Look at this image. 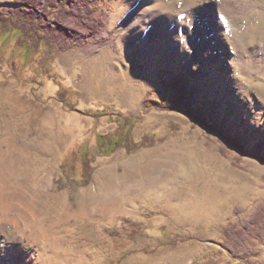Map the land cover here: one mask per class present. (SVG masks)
Returning a JSON list of instances; mask_svg holds the SVG:
<instances>
[{"label": "rangeland", "instance_id": "374dc122", "mask_svg": "<svg viewBox=\"0 0 264 264\" xmlns=\"http://www.w3.org/2000/svg\"><path fill=\"white\" fill-rule=\"evenodd\" d=\"M12 2L0 0V9ZM94 4L107 19L103 46L53 45L26 59L25 42L0 43V85H12L55 128L34 136L31 121L5 111L0 96V198L32 202L33 223L45 231L42 248L14 264H264V238L238 254L224 244L225 229L245 226L264 204V161L249 155L259 150L264 159V76L247 80L237 55L209 60L216 44L201 61L192 60L195 54L177 47L169 27L156 29L147 19L132 24L152 12L183 23L188 12L178 0ZM244 28L241 46L264 48V16L253 13ZM225 34L235 38L233 28ZM174 80L187 90L179 103L188 110L162 108L176 103ZM125 117L134 120L128 139L101 156L96 136L122 137L119 118ZM201 121L236 140L245 154L223 153ZM137 144L143 145L132 150ZM81 146L90 152L86 184ZM95 188L113 189L125 201L102 212Z\"/></svg>", "mask_w": 264, "mask_h": 264}, {"label": "bare ground", "instance_id": "6f19581e", "mask_svg": "<svg viewBox=\"0 0 264 264\" xmlns=\"http://www.w3.org/2000/svg\"><path fill=\"white\" fill-rule=\"evenodd\" d=\"M178 1L182 10L188 12L182 16L183 23H180L178 19L168 22L160 13L152 12L148 16L141 13L138 17H134L132 24L138 25L142 20L147 19L156 29L169 27V33L178 38L177 47L189 46L191 53L195 54V57L188 58L192 60L201 61L203 58L201 53L205 52L210 45L216 44L219 49L207 55L209 60H225L237 55L238 57L234 56L236 60H241L242 65L244 64L247 69L245 74L247 80L255 74L264 76V48H249L247 44L241 46L243 42L241 33L244 26L250 24L253 13H256L258 17L264 16V3L258 0ZM227 28L234 29L235 38H229L225 34ZM234 47L237 48L236 53L231 52ZM137 48L139 49V46ZM176 51V48H173L171 54ZM244 88L243 85L241 89L247 91V88ZM0 96L4 97L2 103L5 111L27 117L31 121V126L35 128L34 136L41 139L43 133L55 132L54 125L48 121L44 112L20 96L12 85H0ZM94 192L102 198V212L110 211L118 203L125 201V197L117 198L113 189L95 188ZM148 192L149 190H145L140 195H146ZM36 214L37 209L34 204L26 202L25 197L19 203L0 198V264H14L17 257L21 261L30 260L34 249L42 248L41 241L45 237V231L37 229L34 225L33 220Z\"/></svg>", "mask_w": 264, "mask_h": 264}, {"label": "trees", "instance_id": "16d2710c", "mask_svg": "<svg viewBox=\"0 0 264 264\" xmlns=\"http://www.w3.org/2000/svg\"><path fill=\"white\" fill-rule=\"evenodd\" d=\"M14 7L0 9V43L10 42L12 39L26 43L22 45L21 57L28 59L34 52L42 48L57 45L61 50L85 48L87 46H103L108 38L100 39L106 24V16L98 13L94 0H13ZM90 40H93L90 43ZM173 91L172 98L176 102L173 105L164 104L165 110L180 111L186 107L180 106L187 93L184 86L178 80L171 81ZM95 117L103 116V111L93 112ZM193 117V116H192ZM122 137L111 136L105 138L98 135L95 145L101 156L110 155L118 146L123 145L129 137V131L134 123L132 118H119ZM195 120V118L193 117ZM199 121V120H195ZM201 125L212 137L216 139L225 153V149L234 148L245 154L243 147L236 140L224 136L221 132L209 127L201 121ZM135 145L132 150L142 146ZM89 150L85 146L80 147L79 159L81 160L80 182L86 184L90 177ZM259 150L249 154L256 160L264 159ZM65 169V165H62ZM264 238V204H259L245 226L229 225L224 231V244L230 247L233 254H238L239 248L253 240L262 241ZM207 264V263H201Z\"/></svg>", "mask_w": 264, "mask_h": 264}]
</instances>
